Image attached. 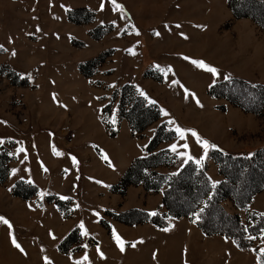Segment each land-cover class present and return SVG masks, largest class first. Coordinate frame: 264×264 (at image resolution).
<instances>
[{"label": "rangeland", "instance_id": "1", "mask_svg": "<svg viewBox=\"0 0 264 264\" xmlns=\"http://www.w3.org/2000/svg\"><path fill=\"white\" fill-rule=\"evenodd\" d=\"M137 105L159 115L131 131ZM159 126L172 136L146 150ZM0 155V264H162L160 251L261 264L264 0H0ZM135 161L141 180L121 188ZM261 161L243 206L213 201L239 165L241 197ZM188 163L210 190L166 215L163 191ZM17 182L35 193L14 194ZM214 205L237 215L235 237L198 227Z\"/></svg>", "mask_w": 264, "mask_h": 264}, {"label": "trees", "instance_id": "2", "mask_svg": "<svg viewBox=\"0 0 264 264\" xmlns=\"http://www.w3.org/2000/svg\"><path fill=\"white\" fill-rule=\"evenodd\" d=\"M141 101L142 100L140 99V102ZM134 107L135 108H131L130 111L127 113V120L131 131H139L146 124L158 118V109L154 108L152 105H137ZM161 127L162 126L157 127V129L154 131L146 150L152 149L160 141L169 139L172 136L171 132H167L169 133V135H161ZM5 159L6 158H3V156L0 155V180H2L5 176L3 166ZM214 161L217 165L222 167V161L219 160L218 156L214 157ZM248 164V162H245L246 166ZM241 166H234V178H232L230 175H225L219 171L220 174H222L224 177L228 176L227 183L229 185L224 186V182H220L215 186L214 190H212L211 193L214 202L223 200L225 198H230L236 206H243L244 203L248 201L250 194L262 188L261 161L259 162V164L257 163L258 168L254 170L258 179L253 182L251 188L246 189V191H244V194L242 195L243 197L241 196L239 198L233 199L234 197H236L234 193H237L238 187L236 184L238 178H240L241 175L247 172H245L246 169L242 172L240 170ZM141 178L142 174L137 169L135 161L122 174L119 183L120 187L123 188L128 184L137 183L138 180H141ZM21 184V182H17L15 184L13 189L14 194L22 198H28L29 196H32L35 193L36 188L34 185H29V187H26ZM167 185L168 187L163 191L161 197V204L166 210V215L173 217L189 215L195 209V206L198 201H200L203 197H206L208 191L210 190V184L207 181L203 172H199L197 169H194L191 163L184 165L178 171L177 174L171 176V180L167 182ZM158 187L159 185H156L154 188L157 189ZM178 189L179 192L177 191ZM183 201H186L187 203L185 206L181 205V202ZM205 210L202 212L198 224V227L204 233L222 234L229 237H235V231H237V229L241 227L237 215H227L222 211L220 207H217L215 205L211 208L207 207V209ZM215 222H217V224L214 225ZM257 225L259 226V229L262 228V231L264 232V215L257 217ZM251 234L253 233L251 232ZM258 260L261 264H264V251L258 255Z\"/></svg>", "mask_w": 264, "mask_h": 264}, {"label": "bare ground", "instance_id": "3", "mask_svg": "<svg viewBox=\"0 0 264 264\" xmlns=\"http://www.w3.org/2000/svg\"><path fill=\"white\" fill-rule=\"evenodd\" d=\"M164 249H166V247ZM157 251H160V249H158ZM160 253V256H162V264H176L174 263L173 257L171 255L165 253V251H160Z\"/></svg>", "mask_w": 264, "mask_h": 264}, {"label": "snow or ice", "instance_id": "4", "mask_svg": "<svg viewBox=\"0 0 264 264\" xmlns=\"http://www.w3.org/2000/svg\"><path fill=\"white\" fill-rule=\"evenodd\" d=\"M199 66H201V67H205L206 70L212 72L213 75L216 74V69L211 68V67H207L206 65L203 64V62H199ZM141 94L143 95V93H141ZM177 131L179 132L180 130L177 129ZM193 135H195V133H193ZM4 223H7V221H4ZM117 240L119 241V238H118V237H117ZM13 244H14L16 247H19V245H17V244L15 243V240H13ZM134 246H135V245H133V247H134ZM121 251H123V247H122V246H121Z\"/></svg>", "mask_w": 264, "mask_h": 264}]
</instances>
